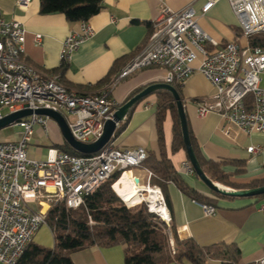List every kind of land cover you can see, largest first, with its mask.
Masks as SVG:
<instances>
[{"label": "built area", "instance_id": "1", "mask_svg": "<svg viewBox=\"0 0 264 264\" xmlns=\"http://www.w3.org/2000/svg\"><path fill=\"white\" fill-rule=\"evenodd\" d=\"M30 1L16 0V4L27 8ZM217 1L205 0L201 14H206ZM227 1L238 20L240 36L247 40L264 32V0ZM197 18L191 5L179 10L161 5L144 45L99 90L85 94L68 89L59 74L44 75L24 61L21 56L26 30L20 22L6 20L0 9V119L22 109L32 111L11 123L21 128L17 140L0 142V264L16 263L45 224L46 211L53 203L63 201L67 208L75 209L114 171L143 168L147 156L144 147L121 150L108 142L89 155L50 147L44 159L31 158L28 144L35 126L39 125L44 134L48 132V117L35 113L37 109L59 112L76 140L94 141L119 106L111 96L116 82L137 69L157 65L164 67L163 82L168 84L182 85L194 70L209 81L213 93L198 104L196 111L199 116L219 115L225 122L221 128L225 135L236 131L264 133V48L251 46L248 40L245 45L234 40L216 47ZM92 34L87 20L80 21V30L71 31L62 41V63H68L80 43ZM35 38L39 40L40 35ZM4 108L7 114L2 111ZM261 149L260 145H249L246 151L256 154ZM182 168L193 172L188 162ZM144 169L148 181L141 184V194L152 188L158 193L157 204L166 207L159 187L150 183L153 172ZM141 201L147 202L150 212L169 222V214L164 219L151 209L143 195ZM202 209L205 215L216 213L211 204H202ZM249 264H264V254Z\"/></svg>", "mask_w": 264, "mask_h": 264}, {"label": "crops", "instance_id": "2", "mask_svg": "<svg viewBox=\"0 0 264 264\" xmlns=\"http://www.w3.org/2000/svg\"><path fill=\"white\" fill-rule=\"evenodd\" d=\"M101 2L100 10L87 20L93 34L80 43L68 63H62L60 58L62 41L71 31L80 30V21L70 22L62 13H40L39 0H31L27 8L19 7L16 0H0V9L6 20H16L26 30L22 59L44 75L59 74L68 89L85 94L99 90L144 45L161 5L174 10L191 5L198 15L199 25L216 42V47L234 40L240 45L247 42L240 36L238 20L227 0H218L204 15L201 7L205 0ZM37 34L40 35L39 40L35 38ZM207 46L213 47L211 44ZM197 64L195 61L194 66ZM164 74V67L157 65L137 69L116 82L111 96L121 105L137 88L163 82ZM179 89L187 124L201 155L213 160H244V171L232 174L229 177L232 182L244 184L264 177V133L236 131L227 136L221 130L225 122L219 115L208 113L199 116L197 106L213 93V88L198 70H194ZM156 99V94H149L134 107L127 120L118 123L110 140L114 147L123 150L141 146L149 153L158 154ZM172 127V116L166 111L162 130L167 157L183 179L200 194L211 198V205L216 208L214 215H205L202 203L179 190L173 182L153 180V183L155 177H151L150 183L159 187L165 200L178 238H192L202 246L215 243L236 246L239 249L238 264H249L261 257L264 254V210L261 209L264 198L216 195L208 189L198 181L194 171L190 173L182 168L184 162L189 163L185 150L172 151ZM52 128L54 141L62 144L64 139L59 128L56 129L55 125ZM34 134L35 129L32 136ZM249 145H261L262 149L256 154L248 153L246 148ZM28 156L41 158L35 156L30 143ZM224 169L232 173L235 167L226 165ZM129 171L140 184L148 181L144 168ZM142 178L143 183L140 181ZM41 228L35 233L33 242L41 235ZM70 258L74 264H123L124 245H90L73 251ZM219 263V260L209 261V264ZM168 264L190 263L184 260Z\"/></svg>", "mask_w": 264, "mask_h": 264}, {"label": "trees", "instance_id": "3", "mask_svg": "<svg viewBox=\"0 0 264 264\" xmlns=\"http://www.w3.org/2000/svg\"><path fill=\"white\" fill-rule=\"evenodd\" d=\"M39 2L40 13H62L70 22L88 20L102 6L101 0H39ZM247 40L251 46L264 48V32L253 34ZM171 85L179 93L180 85L177 83ZM143 88H137L128 99ZM151 94L157 96L156 128L159 150L157 155L147 152L142 167L153 172L155 178L152 179V182L153 180L173 182L179 190L194 200L202 204H211L213 200L191 187L173 167L166 155L162 130L166 111L170 112L173 119L171 149L173 152L179 149L185 150L173 96L164 89L156 90ZM139 102L130 108L124 120H127L129 113ZM123 125L124 123L117 132ZM188 132L198 163L212 181L234 189L264 185V177L253 179L244 184L230 181L229 177L232 174L244 171L245 161L242 159L213 160L204 158L189 127ZM54 147L70 154L87 155L75 151L66 141L62 144H54ZM226 165L234 166V172L226 171L224 169ZM130 174L131 172L127 173L125 179ZM123 178L120 170L114 171L111 177L93 193L85 195L82 205L75 209L67 208L63 201L53 203L46 211L44 224L49 227L52 233L53 246L44 247L31 241L15 264H74L70 258L73 251L90 245L109 246L119 243L124 245L123 264H168L184 260L190 264H209L210 260H219V264H238L239 249L236 246L225 243L202 246L192 238L179 239L172 218H170L169 224H166L160 216L148 211L144 202L139 205L126 204L127 207L112 189L116 182V184L120 183L118 190L121 198L125 200L131 198L128 196ZM215 194L222 195L216 192ZM252 197L264 198V194ZM170 241H172V245Z\"/></svg>", "mask_w": 264, "mask_h": 264}, {"label": "water", "instance_id": "4", "mask_svg": "<svg viewBox=\"0 0 264 264\" xmlns=\"http://www.w3.org/2000/svg\"><path fill=\"white\" fill-rule=\"evenodd\" d=\"M159 89L169 91L175 100L177 115L179 118V124L187 158L194 173L205 184V186L216 193L228 196L252 197L264 194V185L245 189H234L221 185L220 183L214 182L206 176V174L203 172L198 163L190 141L187 120L182 100L175 87L171 84L165 82L153 83L147 85L142 90L134 94L131 98H129L127 101L117 107V109L113 113V118L108 119L104 122L103 131L101 135L96 140L91 142H81L76 140L72 136L65 118L59 112L49 109H37L35 110V113L52 118L57 124L64 141H66V143L75 151L89 155L101 150L112 139L113 133L118 123L126 117L128 111L134 104ZM31 113L32 111L30 109H22L16 112H12L0 119V128L9 125L15 120H18ZM133 180L137 185L139 184L138 178L136 176L133 177Z\"/></svg>", "mask_w": 264, "mask_h": 264}, {"label": "rangeland", "instance_id": "5", "mask_svg": "<svg viewBox=\"0 0 264 264\" xmlns=\"http://www.w3.org/2000/svg\"><path fill=\"white\" fill-rule=\"evenodd\" d=\"M2 111H3L4 114H7V112H8L7 108H4ZM51 124L55 125L56 129H58L55 121L52 118L48 117L47 118V126H48L47 134H44L42 132L41 127L39 125H36L35 128H34L35 129V134L33 136H31V140L29 142L30 146L33 147V150L35 152V156H40L43 159L47 156L49 148L50 147L55 148L54 144H58V143H56L54 141V138L52 137L53 128H52ZM20 130H21L20 127L13 126L12 124H9V125H6V126L0 128V142L17 140L18 133H19ZM39 133H40V135H39ZM263 152H264V150H263ZM133 168H137V167H133ZM123 179H125V178H123ZM140 181H141V183H143L144 182L143 178ZM198 181L203 183L200 179ZM119 184L114 185V193L120 199H123L119 195V190H118V185ZM143 196L145 197V195H143ZM141 197L142 196L139 193H137V194H135L134 196H132L129 199H126V200L124 199V201H125L126 204H137V205H139L141 202H144V204L146 205L147 202L146 201H141ZM137 205H135V206H137ZM135 206H133V207H135ZM133 207H131V208H133ZM146 207H147V205H146ZM166 224H169V222L166 223ZM40 234L41 235H39V237H37L35 243L39 244V245H42L44 247H52L53 246V242H54L53 241V236H52V233H51V231H50V229H49V227L47 225H43L42 226Z\"/></svg>", "mask_w": 264, "mask_h": 264}, {"label": "bare ground", "instance_id": "6", "mask_svg": "<svg viewBox=\"0 0 264 264\" xmlns=\"http://www.w3.org/2000/svg\"><path fill=\"white\" fill-rule=\"evenodd\" d=\"M129 172H130L129 170H125L121 173V176L123 177V175L125 174L124 175V178H125L126 174ZM125 181H126V184L128 185L127 186V192L129 194L128 195L129 197H132L137 193H139L141 196L145 195V197L144 196L143 197L145 200H147L150 203L151 209L153 211L159 212L164 217V219H168V212H167L166 207H163L162 205L157 204L158 193L156 191H154L152 188H150V189H145L146 190L145 194H141V190H143V188L141 187L140 183L137 185L134 182L131 174L126 177ZM113 190H114V186H113ZM141 199H142V197H141Z\"/></svg>", "mask_w": 264, "mask_h": 264}]
</instances>
